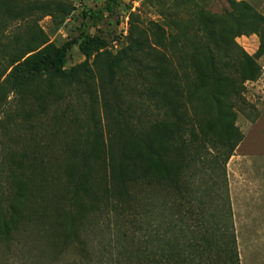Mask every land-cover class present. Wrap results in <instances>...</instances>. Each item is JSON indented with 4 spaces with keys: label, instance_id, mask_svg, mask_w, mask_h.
Wrapping results in <instances>:
<instances>
[{
    "label": "trees",
    "instance_id": "obj_1",
    "mask_svg": "<svg viewBox=\"0 0 264 264\" xmlns=\"http://www.w3.org/2000/svg\"><path fill=\"white\" fill-rule=\"evenodd\" d=\"M17 1L0 0V145L11 148L0 159V242L20 245L30 234L40 247L26 257L31 264H241L225 166L244 138L236 122L246 85L263 71L264 18L244 15L246 3L236 0H225V21L201 7L189 39L130 38L100 77L79 81L85 63L108 47L92 29L116 0L85 14L87 27L60 46L34 27L5 40L10 24L51 14V0ZM248 33L259 38L255 55L237 43ZM75 45L86 61L67 68ZM56 85L88 93L95 124L87 137L74 136L57 154L31 150L42 145L22 134L9 137L8 95L20 96L21 107L29 96L44 110L63 98ZM90 224L98 235L113 225L115 241L89 247Z\"/></svg>",
    "mask_w": 264,
    "mask_h": 264
},
{
    "label": "rangeland",
    "instance_id": "obj_2",
    "mask_svg": "<svg viewBox=\"0 0 264 264\" xmlns=\"http://www.w3.org/2000/svg\"><path fill=\"white\" fill-rule=\"evenodd\" d=\"M36 1L39 0H23L24 4ZM236 1L246 3L248 9L243 13L244 15L254 16L255 13L264 18V0ZM50 2V15L40 20V14L35 12L23 23L25 25L17 27L19 26L17 23L10 24V28L5 33V40L7 41L16 34L31 35V28L34 27L36 31L42 30L51 43L60 46L78 37L88 25L89 20L85 14L100 8L105 0H51ZM201 7L221 21H225L222 18L224 10L230 11L225 0H116L112 15L105 18L98 27L92 29L93 33L106 39L107 49L96 52L85 63L86 58L78 46H72L67 57L66 67L70 68L85 63L79 71V81H85L91 76L100 77L111 58L127 47L130 38L154 45H158L159 42L171 45L179 38L183 39L192 28V16ZM224 26L226 28V23ZM189 38L187 36L184 39ZM237 43L248 54L255 55L260 42L257 35L248 33L237 38ZM258 63L262 66V74L256 82L246 85L247 105L239 111L236 122L244 138L225 166L241 264H264V261L254 260V212L244 211L240 205L241 199L234 195V183L238 179V175L240 176L248 170L246 165L250 164L249 161L253 159L255 153L259 151L264 153V56L258 58ZM59 88L60 86L56 85V90ZM72 88L76 92H72L74 96L69 95L70 90L63 87L59 90V94H63V98L58 102L48 103L44 110L39 107L37 101L33 102L29 96H26L25 101L23 100V108L19 101L20 96L14 99L15 96L9 94L6 103L10 109L12 122L7 135L15 137L16 134H22L28 139L33 138L35 140L31 141L30 145L33 146L37 142L42 146L40 148L32 147L31 150L55 154L67 151L66 143H70L74 136H78L83 141L84 137H87V133L94 129L95 123L92 119L93 116H90L88 93L80 85H75ZM87 89L91 90L94 95L93 85ZM18 112L20 116L17 114ZM100 115V107L97 106L95 118ZM5 116L0 113V122L5 119ZM22 117H26L27 121H24ZM22 121H24V125L20 127L19 124ZM28 124L32 127L27 128ZM1 126L0 123V140L3 139L4 132ZM10 149L0 145V159ZM72 149H77V147L73 146ZM249 177L250 174H247L243 179L250 180ZM215 179L220 184L222 181L221 185L223 186L224 177L216 176ZM4 187L0 178V191ZM247 199L250 202L248 197ZM93 229L94 227L90 224L86 233L89 247L98 249L103 244L115 241L112 234L116 233V229L113 225L103 226L104 233L99 235ZM29 235H23L20 245L13 242L7 246L0 242V264H24L28 262L26 257L40 255V247Z\"/></svg>",
    "mask_w": 264,
    "mask_h": 264
},
{
    "label": "crops",
    "instance_id": "obj_3",
    "mask_svg": "<svg viewBox=\"0 0 264 264\" xmlns=\"http://www.w3.org/2000/svg\"><path fill=\"white\" fill-rule=\"evenodd\" d=\"M249 162L248 170L234 183V195L241 199L244 211L254 212V260L264 261V153H255ZM247 174L250 180L243 179Z\"/></svg>",
    "mask_w": 264,
    "mask_h": 264
}]
</instances>
